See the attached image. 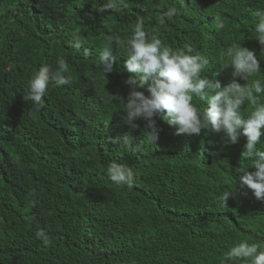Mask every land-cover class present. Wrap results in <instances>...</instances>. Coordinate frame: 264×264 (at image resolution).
Masks as SVG:
<instances>
[{
    "label": "trees",
    "instance_id": "trees-1",
    "mask_svg": "<svg viewBox=\"0 0 264 264\" xmlns=\"http://www.w3.org/2000/svg\"><path fill=\"white\" fill-rule=\"evenodd\" d=\"M102 4L0 0V264H219L241 238L264 246L250 235L264 233V205L251 191L237 188L226 206L219 199L234 190L235 169L251 164L241 158L246 138L227 144L205 130L182 139L158 121L163 130L156 144L129 153L115 138L130 132L138 142L144 122L130 130L122 121L129 75L123 43L115 45L112 73L103 76L96 63L109 39L118 32L126 41L142 18L145 30L166 45L188 43L202 52L209 60L203 74L221 87L232 69L221 70L220 58L236 43L255 51L256 78L263 79V47L253 23L264 0H217L213 21L202 29L176 0H127L120 12L98 11ZM170 7L179 12L161 26ZM217 16L225 29L216 28ZM76 34L84 42L79 53ZM61 56L72 84L50 85L44 107L34 112L23 100L27 82L41 64L55 67ZM113 161L132 168L131 188L109 179ZM41 230L49 245L37 238Z\"/></svg>",
    "mask_w": 264,
    "mask_h": 264
},
{
    "label": "clouds",
    "instance_id": "clouds-1",
    "mask_svg": "<svg viewBox=\"0 0 264 264\" xmlns=\"http://www.w3.org/2000/svg\"><path fill=\"white\" fill-rule=\"evenodd\" d=\"M177 6L185 12L192 11L190 19L202 29L205 22L213 21V6L217 0H176ZM203 2L204 5H201ZM244 3H237L238 7ZM127 6V0H103L98 11L111 10L120 12ZM178 7H170L159 18V24L172 22L179 12ZM102 29V27H99ZM216 28L225 29V23L216 17ZM98 29V28H97ZM254 39L258 41L264 57V10H257L253 23ZM227 39H230L227 35ZM234 40H236L234 38ZM83 40L79 34L74 36L73 48L81 51ZM123 43L125 55L124 69L129 73L125 80L128 86L125 110L122 121L129 129L140 127L137 121H143L141 138L137 139L130 132L115 138L129 153H138L144 144L155 145L162 128L158 121H163L175 128V134L182 139L188 135H199L210 130L218 134L227 144H235L243 136L244 150L241 158L250 160V166L237 167L239 174L234 190L224 191L219 199L226 206V200L234 191L247 189L257 203L264 205V78H256L261 73L260 61L254 50L241 46V43L228 46L220 58L221 70L231 68L230 82L221 87L217 80L208 78L203 73L209 67L208 58L193 45L185 43L180 48L166 45L155 32L145 30L142 18H137L131 26V34L126 41H121L120 34L109 39L97 56L96 63L100 73H112L118 56L115 45ZM85 57L90 55L83 50ZM243 81L244 83H240ZM69 63L64 56L53 67L41 64L27 82L25 102H31L32 110L39 112L45 105L49 86H70ZM173 135V132H171ZM165 152V150H161ZM249 168L251 171H249ZM109 179L118 186L134 184L135 173L131 167L119 162H111L106 167ZM248 195L247 191L242 193ZM255 239L264 241L250 232ZM249 235V236H250ZM259 235V234H258ZM44 245L51 243L43 230L36 233ZM219 264H264V246L247 238L234 242L223 252Z\"/></svg>",
    "mask_w": 264,
    "mask_h": 264
}]
</instances>
